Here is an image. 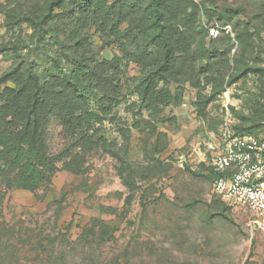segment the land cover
Segmentation results:
<instances>
[{"label":"rangeland","instance_id":"1","mask_svg":"<svg viewBox=\"0 0 264 264\" xmlns=\"http://www.w3.org/2000/svg\"><path fill=\"white\" fill-rule=\"evenodd\" d=\"M49 1L0 0V45L10 47L0 54V76L35 63L41 75L79 78L100 110L95 138L126 150L134 185L102 147L86 156L81 173L58 162L34 191L17 187L0 159V264H264V230L213 194L211 172L227 129L264 136V0H193L200 8L181 29L191 53L200 44L214 51L216 69L199 71L195 58L188 73L158 81L173 97L157 112L141 95L152 66L128 53L150 52L148 35L116 18L102 22L76 0L54 7L46 22ZM246 65L256 70L228 84ZM45 138L50 154L80 151L54 114Z\"/></svg>","mask_w":264,"mask_h":264},{"label":"trees","instance_id":"2","mask_svg":"<svg viewBox=\"0 0 264 264\" xmlns=\"http://www.w3.org/2000/svg\"><path fill=\"white\" fill-rule=\"evenodd\" d=\"M76 1L102 22L116 18L118 22L133 25L131 28L137 30L138 34L148 35L150 52L142 48L128 53L134 61L149 62L152 66L142 83L141 95L155 112L161 103H167L173 97L168 89L157 88L158 81H169L178 78L179 74L188 73L189 63L195 58L200 59L199 71L211 68L213 72L216 69L217 63L211 62L214 51L200 44L197 51L191 53L189 40L181 29L185 20L190 21L200 8L193 0H147L146 4H140L138 0H116L110 5L104 0ZM65 3L66 0L49 1L45 21H52L54 7L60 8ZM29 21L39 29L43 28L44 21L40 18H30ZM8 50L10 47L0 45V54ZM61 51L66 53L63 46ZM203 58L208 61L204 62ZM36 60L39 61L38 58ZM52 63L53 67L61 69L59 57ZM35 65L19 63L0 76V85H4L0 91V159L5 169L14 171L16 186L31 191L40 188L59 170L60 161L64 169L81 173L85 168L86 156L102 147L119 161V173L131 188L134 179L127 152L124 150L120 153L103 136L95 138L92 130L100 120V110L91 108L89 91L85 90L80 79H72L71 75H61L57 71L41 75ZM255 70L249 65L239 67L228 84L236 82L243 73ZM261 70L264 72V69ZM85 74L86 71H81V75ZM103 94L109 99L113 98L104 91ZM50 114H54L68 132L77 136L79 152L70 155L49 153L45 130ZM211 172L214 180L213 169Z\"/></svg>","mask_w":264,"mask_h":264},{"label":"built area","instance_id":"3","mask_svg":"<svg viewBox=\"0 0 264 264\" xmlns=\"http://www.w3.org/2000/svg\"><path fill=\"white\" fill-rule=\"evenodd\" d=\"M212 158L213 194L264 230V136L226 130Z\"/></svg>","mask_w":264,"mask_h":264}]
</instances>
